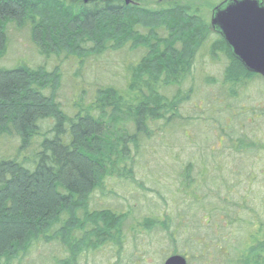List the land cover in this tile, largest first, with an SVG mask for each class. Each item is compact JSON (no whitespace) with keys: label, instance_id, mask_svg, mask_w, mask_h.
Wrapping results in <instances>:
<instances>
[{"label":"trees","instance_id":"1","mask_svg":"<svg viewBox=\"0 0 264 264\" xmlns=\"http://www.w3.org/2000/svg\"><path fill=\"white\" fill-rule=\"evenodd\" d=\"M202 1L211 11L225 0ZM168 2L152 7L159 0H0V60L10 26L27 30L45 61L70 57L80 68L87 58L107 52L128 48L140 53L127 67L123 87L100 86L87 100L83 92L68 110L58 100L57 66L0 67V140L14 142L10 150L0 146V264H21L50 246L56 253L42 264H87L88 255L101 248L120 255L129 213L96 207L95 197L109 196L116 182L138 184L136 158L155 126L177 122L194 96L189 81L204 49L221 69L219 82L207 77L204 84L218 85L228 100L239 101L253 83L264 82L232 56L211 28L209 9L204 14L196 0ZM251 145L238 139L232 148L254 152ZM187 178L182 187L189 188ZM205 220V226L198 220L192 231L211 230L214 219ZM174 222L155 214L137 222L144 233L167 234L171 248L160 264L174 255L190 264L186 254L191 247H200L208 263L225 254L219 243L211 247L187 234L190 228L180 219ZM233 222L238 225L239 219ZM246 224L238 257L231 255L224 264H264V223ZM180 233L184 239L178 245Z\"/></svg>","mask_w":264,"mask_h":264},{"label":"rangeland","instance_id":"2","mask_svg":"<svg viewBox=\"0 0 264 264\" xmlns=\"http://www.w3.org/2000/svg\"><path fill=\"white\" fill-rule=\"evenodd\" d=\"M168 1L159 0L152 7L171 4ZM196 2L204 14L207 9L210 11L205 1ZM205 53L206 49L196 60L192 81L188 82L194 96L181 108L180 118L170 127L155 126L151 140L144 143L141 156L136 158L135 179L140 185L116 182L109 196L95 197L96 207L129 213L127 238L120 255L113 248H101L88 255L87 264H160L162 255L171 248L170 241L162 231L144 233L137 226L143 216L168 217L173 223L178 218L180 224L190 228L187 234H195V238L211 243V247L217 243L220 248L223 246L222 258L214 260L211 255L209 263L199 255L200 247L195 250L191 247L186 254L190 264H201L200 261L224 264V259L231 255L238 257L246 223L252 226L264 223V82L253 83L239 101L228 100L218 85L204 84L207 77L221 80L220 66L212 64ZM139 56V51L126 48L87 58L80 68L76 59L70 57H52L45 61L32 45L27 30L17 31L10 26L0 67L44 65L51 70L57 66L61 72L58 100L68 110L83 92L87 100L93 89L100 86L123 87L127 67ZM238 139L251 143L250 149L254 152H235L232 147ZM13 143L0 140L5 150H10ZM184 175L188 176L189 188L182 187ZM205 218L214 219L209 226L211 230L203 228L194 233L198 220L201 227L205 226ZM232 219H239L238 225L230 223ZM183 239L180 233L176 243L180 245ZM177 248L183 250L180 246ZM55 249L41 247L21 264L47 263L50 258L45 257L56 253Z\"/></svg>","mask_w":264,"mask_h":264},{"label":"water","instance_id":"3","mask_svg":"<svg viewBox=\"0 0 264 264\" xmlns=\"http://www.w3.org/2000/svg\"><path fill=\"white\" fill-rule=\"evenodd\" d=\"M94 0H85V2ZM211 28L250 73L264 78V6L262 0H225L211 11ZM163 264H188L179 255Z\"/></svg>","mask_w":264,"mask_h":264}]
</instances>
